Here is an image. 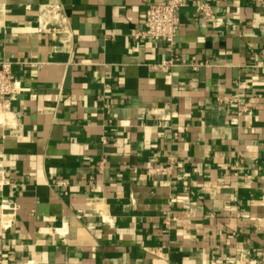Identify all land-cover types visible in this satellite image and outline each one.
Instances as JSON below:
<instances>
[{
	"label": "crops",
	"instance_id": "crops-1",
	"mask_svg": "<svg viewBox=\"0 0 264 264\" xmlns=\"http://www.w3.org/2000/svg\"><path fill=\"white\" fill-rule=\"evenodd\" d=\"M155 1L0 0V264H264V0H187L173 48Z\"/></svg>",
	"mask_w": 264,
	"mask_h": 264
},
{
	"label": "built area",
	"instance_id": "built-area-1",
	"mask_svg": "<svg viewBox=\"0 0 264 264\" xmlns=\"http://www.w3.org/2000/svg\"><path fill=\"white\" fill-rule=\"evenodd\" d=\"M212 0H205L197 6V10L206 18L215 19V14L211 5ZM187 5V0H159L152 2L146 11L145 28L135 34L136 39L151 38L157 41L164 42L169 48H173L175 38L180 29L181 21L179 17L180 11ZM42 14L48 18L47 23L41 28L46 32L54 34H69L68 23L69 18L63 7L57 3L47 4ZM185 64L177 58L165 60L158 64V67L170 69L177 64ZM187 65V64H186ZM194 69H198L199 65H193ZM13 63L9 60H0V98L3 100L7 96L15 92L17 84L13 80ZM230 103L237 105L240 110L244 106L241 95L236 94L229 98ZM168 168L160 167L154 169V172L165 173ZM67 183L64 180L57 182L58 187H65ZM7 214L4 218V224L1 226L6 227L14 217L13 207L10 204H4L3 207ZM262 262L264 263V250L262 253ZM233 264H258V260L245 259L243 262L234 260Z\"/></svg>",
	"mask_w": 264,
	"mask_h": 264
},
{
	"label": "bare ground",
	"instance_id": "bare-ground-1",
	"mask_svg": "<svg viewBox=\"0 0 264 264\" xmlns=\"http://www.w3.org/2000/svg\"><path fill=\"white\" fill-rule=\"evenodd\" d=\"M2 217H3V208L0 207V221L2 222Z\"/></svg>",
	"mask_w": 264,
	"mask_h": 264
}]
</instances>
